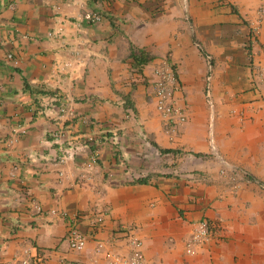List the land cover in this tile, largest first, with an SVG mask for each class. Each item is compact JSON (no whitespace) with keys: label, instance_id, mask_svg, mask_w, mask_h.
<instances>
[{"label":"crops","instance_id":"0c3cea01","mask_svg":"<svg viewBox=\"0 0 264 264\" xmlns=\"http://www.w3.org/2000/svg\"><path fill=\"white\" fill-rule=\"evenodd\" d=\"M261 2L0 0V264H107L131 236L145 264H264ZM169 65L185 121L157 108Z\"/></svg>","mask_w":264,"mask_h":264},{"label":"built area","instance_id":"2783aa9c","mask_svg":"<svg viewBox=\"0 0 264 264\" xmlns=\"http://www.w3.org/2000/svg\"><path fill=\"white\" fill-rule=\"evenodd\" d=\"M73 3L77 5L84 6L86 4L87 0H70ZM261 5L258 9V13L260 17L263 19L264 18V0H261ZM104 18V15L97 10H92V9H86L83 14H82V20L86 24L89 25H95L100 23ZM56 36L57 33L55 32H50V36ZM12 57V55H10ZM157 74V81L155 83V91H156V96L158 98L157 101V108L158 110L167 118L171 119L173 118L178 112V109H175L173 105V99L176 96V92L179 90L180 83L178 80V77L173 69V67L169 66H163L160 67L156 70ZM208 83L210 79L212 78V71L209 72L208 74ZM50 99L45 101L44 104H46V107H51L53 103V99L49 97ZM48 99V98H47ZM63 111H66L70 114H72V110L68 108L66 110V107H62ZM179 120L185 121L186 118L183 114L179 112ZM64 135L62 131L59 132L57 135L58 138H61ZM57 139V138H56ZM67 156L64 157L67 158L70 155V152L66 150ZM99 159V154L95 153L92 158L86 163V166L91 167L94 164L97 163ZM35 203V202H34ZM36 209L40 212L42 211L41 205L38 203H35ZM52 213L55 214H60L61 212H58L57 210H52ZM60 215L65 216L66 213H61ZM80 218L79 216L74 217V219ZM104 221V216L102 214L98 215L94 224L95 226L101 224ZM211 235V226L210 223L202 219L200 221H197L194 223L192 232L190 234V238L187 242L186 246V252L188 254L193 253L194 251V246L197 244H200L202 242H207L210 240ZM67 241L69 246L72 249L76 250H82L84 249L89 241L88 236L79 230L76 226H70L67 234ZM131 245L133 246V250L131 253L125 255L121 254L119 252L115 251H107L106 253V259H107V264H145V255L143 251V241L142 239L136 237V236H131ZM105 243L103 241H97L96 243V251H100L104 248ZM44 254H39L34 257V260L31 258H24L21 260V264H32V262H38V261H43Z\"/></svg>","mask_w":264,"mask_h":264}]
</instances>
